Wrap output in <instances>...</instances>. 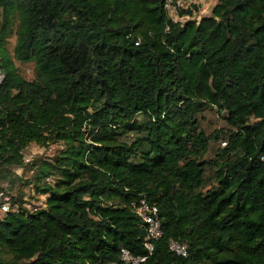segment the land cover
<instances>
[{
    "label": "trees",
    "instance_id": "16d2710c",
    "mask_svg": "<svg viewBox=\"0 0 264 264\" xmlns=\"http://www.w3.org/2000/svg\"><path fill=\"white\" fill-rule=\"evenodd\" d=\"M163 1L0 0V177L31 169L44 195L0 215V264H125L122 247L139 264H264V0H215L198 18L193 3L181 21ZM205 107L224 126L206 133ZM140 199L162 231L150 254Z\"/></svg>",
    "mask_w": 264,
    "mask_h": 264
},
{
    "label": "rangeland",
    "instance_id": "374dc122",
    "mask_svg": "<svg viewBox=\"0 0 264 264\" xmlns=\"http://www.w3.org/2000/svg\"><path fill=\"white\" fill-rule=\"evenodd\" d=\"M197 10L194 13V17L198 18L202 15H207L211 12V8L215 3V0H197ZM186 16L175 15L174 20H183ZM14 44V35H9L6 40V47L11 52ZM14 64L17 67L18 72L26 79H32L35 77L33 67L34 61L32 59L27 61H19L14 59ZM37 71V70H36ZM37 79L35 81L43 83L45 81L43 75L37 72ZM198 124L206 132L210 133L218 127L224 126V121L219 117V114L215 111L214 107H205L197 113ZM129 134V133H128ZM132 137V136H131ZM222 144V142L220 143ZM217 146V140L211 139L207 152L204 154V158L213 155L215 147ZM60 149V143L54 142L47 147H42L34 143L28 144L24 150L23 155L26 160L36 159L38 157H51ZM212 169L206 168L205 173L209 174ZM3 173V171L1 172ZM31 169L26 167H9V172L5 174L6 177H0V215L3 214L1 204L9 202L8 209L12 207V197L17 199L23 207L26 209H33L34 207L42 206L44 195L38 194L32 188L31 183H24L27 177H32Z\"/></svg>",
    "mask_w": 264,
    "mask_h": 264
},
{
    "label": "built area",
    "instance_id": "2783aa9c",
    "mask_svg": "<svg viewBox=\"0 0 264 264\" xmlns=\"http://www.w3.org/2000/svg\"><path fill=\"white\" fill-rule=\"evenodd\" d=\"M197 0H164L163 8L168 16L172 19L175 15H178V11L186 7H190L191 4L197 3ZM3 79V72L0 67V82ZM223 143V142H222ZM259 159L264 162V152L259 155ZM9 202L1 204L3 212L8 210ZM132 212L143 223L145 236L142 243L147 254H150L153 248V241L158 239L161 234L160 221L158 218V210L154 204H150L144 199L138 200L136 203H131ZM167 249L176 256L185 257L187 255V249L185 243L168 239ZM119 260L125 264H139L143 262L146 256H133L126 248L119 249ZM105 264H115L114 262H107Z\"/></svg>",
    "mask_w": 264,
    "mask_h": 264
}]
</instances>
